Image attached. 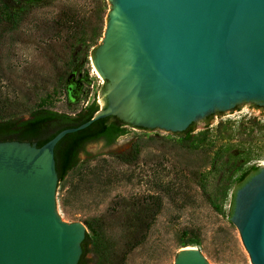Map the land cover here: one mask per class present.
<instances>
[{
  "label": "water",
  "instance_id": "1",
  "mask_svg": "<svg viewBox=\"0 0 264 264\" xmlns=\"http://www.w3.org/2000/svg\"><path fill=\"white\" fill-rule=\"evenodd\" d=\"M108 8L91 55L99 109L40 146L0 141V264L80 259L87 228L62 220L57 206L54 148L64 135L109 116L126 131L181 133L238 104L264 107V0H108ZM115 143L88 144L79 159ZM232 192L229 219L250 262L264 264V165ZM173 264L210 263L183 246Z\"/></svg>",
  "mask_w": 264,
  "mask_h": 264
},
{
  "label": "rangeland",
  "instance_id": "2",
  "mask_svg": "<svg viewBox=\"0 0 264 264\" xmlns=\"http://www.w3.org/2000/svg\"><path fill=\"white\" fill-rule=\"evenodd\" d=\"M105 2L104 27L109 11ZM70 4L87 24H94L102 14L95 0H46L17 33L7 36L2 81L4 94L12 101V117H27L26 109L56 86V65L68 59L70 37L65 32L57 35L50 26ZM89 37L87 32L85 39ZM101 84L89 54L69 75L65 94L48 107L74 115L96 101ZM181 140L180 133L129 129L107 151L81 159L59 182L56 197L61 219L83 223L101 216L121 238L126 213L120 206L133 201L150 203L157 197L159 212L145 241L129 253L126 264H173L185 241H190L186 246L198 247L210 264H252L228 216L230 196L223 200L215 191L220 173L214 161L220 150L225 151L222 159L228 158L227 153H241L243 167L230 179L229 195L242 172L253 164L264 165V107L238 104L193 127L188 146ZM134 144L139 149L137 159L120 162L116 156ZM100 158L107 160L105 169H99L102 175L82 178L87 160L95 164Z\"/></svg>",
  "mask_w": 264,
  "mask_h": 264
},
{
  "label": "trees",
  "instance_id": "3",
  "mask_svg": "<svg viewBox=\"0 0 264 264\" xmlns=\"http://www.w3.org/2000/svg\"><path fill=\"white\" fill-rule=\"evenodd\" d=\"M95 1L101 6L102 14L92 25L87 24V20L83 17L79 18L75 5L71 4L62 9L57 18L51 21L50 27L56 31L57 35L61 32L69 34L68 59L61 65H56V86L45 97L35 102V105L26 109L27 117L15 118L9 113L13 109L12 101L3 91L6 39L9 34L11 36L17 33L21 25L25 24L38 8L46 4V0H0V141H29L36 142L37 146H40L60 130L85 122L99 109L96 101H92L74 115L58 112L48 107L53 100L59 97V94H65L69 75L81 66L89 54L92 55L102 37L107 6L105 0ZM87 32L90 33L89 39H85ZM193 124L180 133L181 142L185 146L190 144ZM126 126L129 125L114 116H109L95 120L84 129L64 135L54 148L58 182L64 180L77 167L80 161L79 154L85 152L88 144L99 141L111 144L126 133ZM138 153V146L134 144L127 151L118 154L116 158L122 163L129 164L137 159ZM224 154L225 151L220 150L214 161V168L220 173V185H217L215 191L223 200L230 196L228 212L230 216L234 194L232 192L229 195L230 179L242 169L243 162L241 153H227L228 158L222 159ZM89 162L88 159L81 177L92 176L98 179L102 175L99 169H105L107 160L100 158L97 164ZM258 168L259 165L253 164L248 170L242 172L237 178L236 187ZM75 189H72V192ZM120 207L126 213V217L121 221L124 232L121 238L114 233L111 224L101 216L84 219L83 223L87 230L81 244L82 254L77 264H90L91 262L92 264H126L129 253L145 241L160 209L158 198L155 197L150 203L133 201ZM189 242L185 241L183 246L188 245ZM87 253H91L92 257L87 258Z\"/></svg>",
  "mask_w": 264,
  "mask_h": 264
},
{
  "label": "bare ground",
  "instance_id": "4",
  "mask_svg": "<svg viewBox=\"0 0 264 264\" xmlns=\"http://www.w3.org/2000/svg\"><path fill=\"white\" fill-rule=\"evenodd\" d=\"M94 69V68H93ZM95 71V70H94ZM95 73H96V71H95ZM97 74V73H96Z\"/></svg>",
  "mask_w": 264,
  "mask_h": 264
}]
</instances>
